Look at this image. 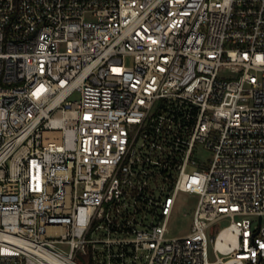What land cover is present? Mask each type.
<instances>
[{
	"label": "built area",
	"instance_id": "1",
	"mask_svg": "<svg viewBox=\"0 0 264 264\" xmlns=\"http://www.w3.org/2000/svg\"><path fill=\"white\" fill-rule=\"evenodd\" d=\"M216 263L264 264V0H0V264Z\"/></svg>",
	"mask_w": 264,
	"mask_h": 264
},
{
	"label": "rangeland",
	"instance_id": "2",
	"mask_svg": "<svg viewBox=\"0 0 264 264\" xmlns=\"http://www.w3.org/2000/svg\"><path fill=\"white\" fill-rule=\"evenodd\" d=\"M80 95L76 93L71 99H79ZM204 159H209L211 157V151L204 149L202 152ZM197 199L196 196L191 194H182L177 199L173 214L171 216V221L169 225L168 235L171 237L180 236L187 234L191 229L193 210L196 207ZM230 219H223L216 223L215 228L221 229L222 227L228 225ZM68 249V247H66ZM217 259L215 253L213 252L212 245L210 244V261L214 262ZM220 264V263H216Z\"/></svg>",
	"mask_w": 264,
	"mask_h": 264
},
{
	"label": "bare ground",
	"instance_id": "3",
	"mask_svg": "<svg viewBox=\"0 0 264 264\" xmlns=\"http://www.w3.org/2000/svg\"><path fill=\"white\" fill-rule=\"evenodd\" d=\"M222 235H225L227 238H229L232 241L235 240V236L228 231L223 232Z\"/></svg>",
	"mask_w": 264,
	"mask_h": 264
},
{
	"label": "water",
	"instance_id": "4",
	"mask_svg": "<svg viewBox=\"0 0 264 264\" xmlns=\"http://www.w3.org/2000/svg\"><path fill=\"white\" fill-rule=\"evenodd\" d=\"M262 221V217H260V222Z\"/></svg>",
	"mask_w": 264,
	"mask_h": 264
}]
</instances>
